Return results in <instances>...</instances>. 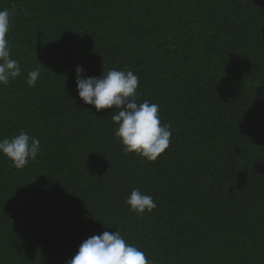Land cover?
Segmentation results:
<instances>
[{
    "label": "trees",
    "instance_id": "16d2710c",
    "mask_svg": "<svg viewBox=\"0 0 264 264\" xmlns=\"http://www.w3.org/2000/svg\"><path fill=\"white\" fill-rule=\"evenodd\" d=\"M4 9L22 74L0 85V139L24 130L40 153L23 169L0 153V264H66L105 230L151 264H264V0H0ZM77 66L137 75L138 103L171 125L155 162L124 153L115 109L79 98ZM136 188L152 212L125 203Z\"/></svg>",
    "mask_w": 264,
    "mask_h": 264
},
{
    "label": "clouds",
    "instance_id": "9594fccd",
    "mask_svg": "<svg viewBox=\"0 0 264 264\" xmlns=\"http://www.w3.org/2000/svg\"><path fill=\"white\" fill-rule=\"evenodd\" d=\"M11 17L12 13L7 9L0 10V85L4 86L22 74L19 62L10 58L7 36ZM39 76V68L30 71L28 86L35 87ZM76 85L79 98L86 105L94 106L97 112L115 109L112 119L118 128L114 134L124 146L125 154L136 153L155 162L170 147L171 125H162L157 104L147 100L138 103V77L131 70L104 68L100 76H88L83 66H77ZM0 153L11 160L15 168L23 169L30 161L36 160L40 141L21 130L11 139H0ZM125 203L137 216L146 211L150 213L157 207L153 197L141 193L138 188L132 190ZM66 264H151V261L138 246L128 243L118 230H105L84 240Z\"/></svg>",
    "mask_w": 264,
    "mask_h": 264
}]
</instances>
